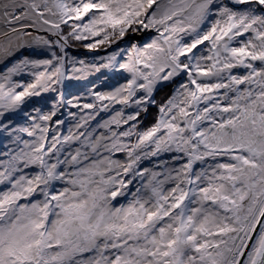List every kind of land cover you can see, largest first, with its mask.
<instances>
[{
    "label": "snow or ice",
    "instance_id": "1",
    "mask_svg": "<svg viewBox=\"0 0 264 264\" xmlns=\"http://www.w3.org/2000/svg\"><path fill=\"white\" fill-rule=\"evenodd\" d=\"M0 264H264V0H0Z\"/></svg>",
    "mask_w": 264,
    "mask_h": 264
},
{
    "label": "rangeland",
    "instance_id": "2",
    "mask_svg": "<svg viewBox=\"0 0 264 264\" xmlns=\"http://www.w3.org/2000/svg\"><path fill=\"white\" fill-rule=\"evenodd\" d=\"M102 115H104V114L102 113ZM105 118H107V117H105Z\"/></svg>",
    "mask_w": 264,
    "mask_h": 264
}]
</instances>
